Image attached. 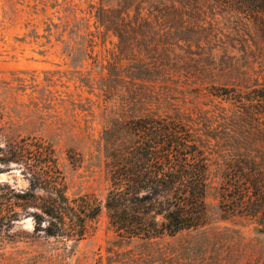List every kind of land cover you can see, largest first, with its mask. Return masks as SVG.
I'll use <instances>...</instances> for the list:
<instances>
[{
    "label": "rangeland",
    "instance_id": "1",
    "mask_svg": "<svg viewBox=\"0 0 264 264\" xmlns=\"http://www.w3.org/2000/svg\"><path fill=\"white\" fill-rule=\"evenodd\" d=\"M118 3L0 0V146L8 137L26 135L47 141L67 194H91L101 202L109 186L102 131L111 109L101 86L108 83L119 92L122 87L106 80L104 68L106 59L119 53L117 33L113 25H101L96 12ZM166 4L131 6L123 21V65L135 67L144 59L174 76L156 85L159 94L181 106L207 108L211 84L245 87L264 80V41L254 24L245 27L210 0ZM15 165L0 163V188L28 187ZM221 179L212 164L207 223L165 235L155 246L120 240L104 208L76 242L38 234L33 218L21 215L5 229L0 226V264H264V233L256 222L220 212Z\"/></svg>",
    "mask_w": 264,
    "mask_h": 264
},
{
    "label": "trees",
    "instance_id": "2",
    "mask_svg": "<svg viewBox=\"0 0 264 264\" xmlns=\"http://www.w3.org/2000/svg\"><path fill=\"white\" fill-rule=\"evenodd\" d=\"M167 1L196 0H119L118 8L100 6L96 12L101 25H113L117 33L119 53L106 59L104 68L106 80L122 87L119 92L114 85L101 86L111 103L102 131L109 181L103 202L91 194H67L50 143L31 135L8 137L0 146V163H16L29 184L22 191L0 188L2 228L21 215L31 216L34 232L76 242L104 208L120 240L155 246L165 235L207 223L206 195L214 164L222 178L220 212L252 219L264 233V80L245 87L211 84L212 105L185 107L156 91V85L174 79L171 73L144 59L135 67L123 65L128 9L165 6ZM210 1L236 14L245 27L254 24L264 41V0Z\"/></svg>",
    "mask_w": 264,
    "mask_h": 264
}]
</instances>
